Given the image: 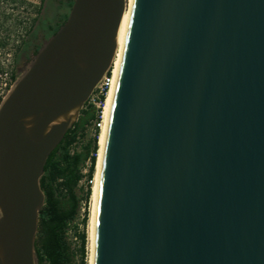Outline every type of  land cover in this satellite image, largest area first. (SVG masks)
<instances>
[{
  "label": "water",
  "instance_id": "water-1",
  "mask_svg": "<svg viewBox=\"0 0 264 264\" xmlns=\"http://www.w3.org/2000/svg\"><path fill=\"white\" fill-rule=\"evenodd\" d=\"M127 0H74L0 108V264H40L50 155L109 72ZM93 264H264V0H133Z\"/></svg>",
  "mask_w": 264,
  "mask_h": 264
},
{
  "label": "trees",
  "instance_id": "trees-1",
  "mask_svg": "<svg viewBox=\"0 0 264 264\" xmlns=\"http://www.w3.org/2000/svg\"><path fill=\"white\" fill-rule=\"evenodd\" d=\"M106 97L98 100L99 108L90 105V119L96 122L101 120ZM83 113H86L84 110ZM89 115V112H87ZM98 113V114H97ZM96 137L93 146L88 149L85 158L80 154H72L71 148L78 139L77 124L66 134L62 143L50 155L45 166V173L41 180V187L46 200L39 216V228L36 240V253L40 264H76L77 253L72 248L69 233L73 223L78 217L82 203L85 205L83 226L87 225L89 218V202L92 196L93 185L98 157V141L101 130L96 126ZM89 160L88 174L82 171V166ZM87 178L86 192L79 196L80 183ZM80 239L79 262L87 264L86 242L84 232L78 234Z\"/></svg>",
  "mask_w": 264,
  "mask_h": 264
},
{
  "label": "rangeland",
  "instance_id": "rangeland-1",
  "mask_svg": "<svg viewBox=\"0 0 264 264\" xmlns=\"http://www.w3.org/2000/svg\"><path fill=\"white\" fill-rule=\"evenodd\" d=\"M74 0H28V15L16 14L17 23H26V26L17 25L15 29L8 31L9 23L5 29H0V87L5 81V73H8L12 80L17 81L28 69L33 58L44 44L60 29L66 22ZM47 9V10H46ZM17 13V12H16ZM44 13V15L42 14ZM3 16L0 17V20ZM26 18V19H25ZM20 20V21H19ZM32 26V28H31ZM24 28H27L26 30ZM24 54V57L23 56ZM90 104L95 105L93 102ZM99 108V105H95ZM86 110V113H83ZM89 112V115L88 113ZM90 105L83 107L79 120L77 121L78 139L72 146V154H80L85 158L88 149L93 146L96 137V121L91 120ZM98 114V113H97ZM75 124V125H76ZM89 160L82 166V171L87 168ZM85 179L80 183L79 196L83 197L86 192ZM93 185V184H92ZM92 201L89 202V218L86 226H83L85 205L82 203L80 213L73 223L69 237L73 250L77 253L75 263L79 262L80 239L78 234L85 231L86 261L90 264L91 239H90V214Z\"/></svg>",
  "mask_w": 264,
  "mask_h": 264
},
{
  "label": "bare ground",
  "instance_id": "bare-ground-1",
  "mask_svg": "<svg viewBox=\"0 0 264 264\" xmlns=\"http://www.w3.org/2000/svg\"><path fill=\"white\" fill-rule=\"evenodd\" d=\"M132 5H133V0H127L126 10H125L124 17H123V20L120 26L119 34H118V48H117L116 56L113 62L114 81L106 96L105 105L102 111L103 121H102L99 141H98L99 151H98L97 164H96L95 176H94L93 187H92V196H91L92 209H91V214H90L91 216L89 219L90 220V239H91L90 264H93V260H94L96 211H97V203H98L103 149H104V144H105V139H106V134H107L108 121H109L111 106H112V102L114 98L117 78H118L119 70L121 67V60L123 56V50H124Z\"/></svg>",
  "mask_w": 264,
  "mask_h": 264
},
{
  "label": "built area",
  "instance_id": "built-area-1",
  "mask_svg": "<svg viewBox=\"0 0 264 264\" xmlns=\"http://www.w3.org/2000/svg\"><path fill=\"white\" fill-rule=\"evenodd\" d=\"M113 81H114V75H113V64H112V67L109 70V72L103 77L101 82L95 88V91H94L93 95L91 96L89 102H93L95 105H99V102H98L99 98L101 96H105V97L107 96V94H108V92H109V90L113 84ZM15 82L16 81L12 80L8 73H5V81H4L3 85L0 87V108H1L4 100L8 96V94L11 92ZM102 121H103V119L101 116V120L96 122V126L100 130L102 127ZM89 167H90V161H89L87 168H85V170L83 171V173L85 175L88 174ZM85 181H87V178H85ZM93 181H89V183L93 184Z\"/></svg>",
  "mask_w": 264,
  "mask_h": 264
},
{
  "label": "flooded vegetation",
  "instance_id": "flooded-vegetation-1",
  "mask_svg": "<svg viewBox=\"0 0 264 264\" xmlns=\"http://www.w3.org/2000/svg\"><path fill=\"white\" fill-rule=\"evenodd\" d=\"M20 13L26 16L28 15V0H0V17L3 16L2 19L0 20V29L1 28L5 29V27L7 26L5 22L9 23L10 25L9 28H7L8 31L15 29L17 25L20 27H22V25L26 26V23L24 22L18 24L17 23L18 19L15 18L11 19L12 17H16L15 16L16 14H20ZM42 14L44 15V13ZM24 29L26 30L27 28ZM22 57L25 58L24 54Z\"/></svg>",
  "mask_w": 264,
  "mask_h": 264
}]
</instances>
